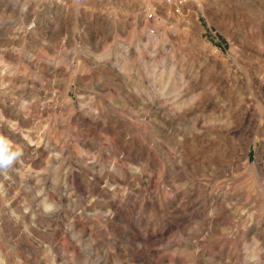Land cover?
<instances>
[{
  "label": "rangeland",
  "instance_id": "obj_1",
  "mask_svg": "<svg viewBox=\"0 0 264 264\" xmlns=\"http://www.w3.org/2000/svg\"><path fill=\"white\" fill-rule=\"evenodd\" d=\"M174 60L186 79L190 72L203 83L204 95L179 116L161 115L144 103L150 73ZM261 77L262 0H188L178 14L145 0H0V109L12 118L23 105L31 115L21 116L22 126L40 120L59 129L64 117L95 108L117 158L143 161L153 190L170 189L164 204L184 221L161 264H188L182 253L199 256L205 233L228 264L221 229L255 211L264 191V167H255L264 164ZM0 180V226L11 244L31 217H11L12 209L23 212L26 193Z\"/></svg>",
  "mask_w": 264,
  "mask_h": 264
},
{
  "label": "clouds",
  "instance_id": "obj_2",
  "mask_svg": "<svg viewBox=\"0 0 264 264\" xmlns=\"http://www.w3.org/2000/svg\"><path fill=\"white\" fill-rule=\"evenodd\" d=\"M187 74L189 79L180 61L157 67L150 73V95L144 103L150 102L161 115H181L204 95L203 83ZM260 83L264 85V77ZM256 95L264 99V91L257 89ZM23 107L12 118L0 109V177L26 193L23 212L12 209L11 217L18 223L24 214L31 219L11 244L4 241L0 226V264H161L166 243L184 224L172 204H164L170 189L156 185L153 190L152 174L143 161L117 158L113 142L104 135L107 124L94 122L99 116L95 108L91 116L64 117L58 129L40 120L22 126L21 116L27 121L31 115ZM255 167L264 164L257 160ZM180 188L176 185V191ZM256 199L255 211L250 206L221 229L223 242L231 245L228 264H264V191ZM203 239L206 243L197 245L199 256L182 253L188 264H207L209 257L224 264L223 250L207 243L213 237L205 233Z\"/></svg>",
  "mask_w": 264,
  "mask_h": 264
},
{
  "label": "built area",
  "instance_id": "obj_3",
  "mask_svg": "<svg viewBox=\"0 0 264 264\" xmlns=\"http://www.w3.org/2000/svg\"><path fill=\"white\" fill-rule=\"evenodd\" d=\"M144 1V0H143ZM151 3L161 2L171 7L172 11L179 13L182 8L188 3V0H145Z\"/></svg>",
  "mask_w": 264,
  "mask_h": 264
},
{
  "label": "bare ground",
  "instance_id": "obj_4",
  "mask_svg": "<svg viewBox=\"0 0 264 264\" xmlns=\"http://www.w3.org/2000/svg\"><path fill=\"white\" fill-rule=\"evenodd\" d=\"M170 7V6H169ZM170 9H171V7H170ZM171 11H172V9H171ZM173 12V11H172ZM173 13H175V12H173ZM176 14H178V13H176ZM9 104V103H8ZM13 116V115H12Z\"/></svg>",
  "mask_w": 264,
  "mask_h": 264
}]
</instances>
